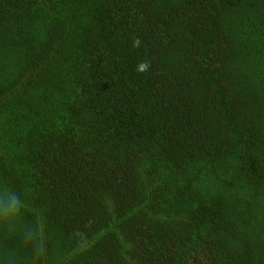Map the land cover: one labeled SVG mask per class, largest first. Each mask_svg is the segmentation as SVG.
<instances>
[{
    "label": "trees",
    "instance_id": "1",
    "mask_svg": "<svg viewBox=\"0 0 264 264\" xmlns=\"http://www.w3.org/2000/svg\"><path fill=\"white\" fill-rule=\"evenodd\" d=\"M0 264H264V0H0Z\"/></svg>",
    "mask_w": 264,
    "mask_h": 264
},
{
    "label": "clouds",
    "instance_id": "2",
    "mask_svg": "<svg viewBox=\"0 0 264 264\" xmlns=\"http://www.w3.org/2000/svg\"><path fill=\"white\" fill-rule=\"evenodd\" d=\"M23 206L20 200L9 195L0 202V224L3 226L6 237H13L23 234L26 241H34L35 230L24 226L21 221ZM8 264H16L14 254H9Z\"/></svg>",
    "mask_w": 264,
    "mask_h": 264
}]
</instances>
